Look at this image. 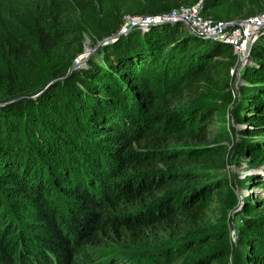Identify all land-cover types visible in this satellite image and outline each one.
<instances>
[{
	"label": "trees",
	"instance_id": "1",
	"mask_svg": "<svg viewBox=\"0 0 264 264\" xmlns=\"http://www.w3.org/2000/svg\"><path fill=\"white\" fill-rule=\"evenodd\" d=\"M92 7L93 0H0V264H90L88 243L128 232L142 243L149 231L158 244L127 264H264V34L252 46L241 95L223 91L212 103L202 91L214 96L228 84L232 45L181 21L142 22L138 10L77 64L79 51L52 64ZM175 100L187 102L171 111ZM230 104L243 125L235 134L250 165L246 183L259 199L228 203L227 180L187 169L219 165L231 140L226 126L214 144L161 148L172 139L207 140ZM218 199L224 218L231 207L242 215L235 251L227 224L209 220Z\"/></svg>",
	"mask_w": 264,
	"mask_h": 264
},
{
	"label": "rangeland",
	"instance_id": "2",
	"mask_svg": "<svg viewBox=\"0 0 264 264\" xmlns=\"http://www.w3.org/2000/svg\"><path fill=\"white\" fill-rule=\"evenodd\" d=\"M215 1L216 0H214V2ZM180 7H197L199 10L198 16L202 18V20L223 22L227 25L228 31L239 28L242 21L250 20L255 16H264V0H222L218 1L216 5L207 8L205 7V0H107V2L104 4H99L97 0H93L92 10L79 15L76 25L72 26L74 30L65 38L63 46L58 51H56L52 57H50L49 61H51L53 64L55 61L70 59L74 54L78 53V51V55L85 53L86 50L94 52V50H96V44L99 45L100 41L108 37L106 31L117 24L119 28L123 26V24H127V22L130 21V16L133 15L132 12L134 10H138L141 14L146 13L143 14L145 18L148 16L155 17L163 13L169 14L172 10L179 9ZM168 8L169 10H166ZM263 34L264 27L260 28L259 37ZM113 36L115 35L113 34ZM106 41L108 42L110 40ZM232 47L234 51V46ZM82 50L84 51L82 52ZM240 57L241 55L235 53L234 58H229L228 61L230 62L229 66L231 67V76L228 79L227 85L223 83L220 84V90L222 93L213 96L212 91H206L208 90L207 88L203 89L204 91H202L201 95L205 99L210 100L212 103H221L223 101L221 100V94H223V91L232 92L234 97H239L241 95L240 89L246 82L244 77H242L243 71L241 74H237L241 65ZM76 59H72L74 64H77ZM2 68L3 66L0 63V70ZM232 70H234V73H232ZM208 87L211 89L210 85H208ZM185 102L187 101L184 100L181 102L179 100H175L170 105V110L172 111L173 109H178ZM232 108L233 105L230 104L225 109L224 113L215 115L214 121L209 126L207 140H200L198 138L195 139L190 137L184 141L172 139L164 142L161 146L162 149L171 151L172 149L180 147L188 148L199 145L205 146L207 144H214L216 142V138L222 136L221 134L224 130V126H226L230 133L231 140L224 142L228 148L227 151L218 159V162H220L219 165L213 168L207 167V169L204 164L191 163L188 165L187 169L198 171L203 169V171H209L213 177L218 176L227 180L229 182L228 187H231L230 190L233 192L232 196L229 194L230 199L228 198V203L233 202L234 197L242 199L244 196H249L250 194L256 199H259L260 197L255 194V192L257 193L260 190L257 188L251 189L246 183L245 177L251 172L250 165L248 159L239 157V151L236 147L237 139L235 134L236 130L243 127V125L233 120L231 113ZM136 146L139 147L141 145ZM222 161L223 164L221 163ZM178 166L181 168V165ZM165 167L168 168L169 166L160 162L157 164V168L162 169ZM144 169L146 168L136 165L133 170L138 171ZM216 190L217 192H221L220 189ZM226 190L228 189L222 190L223 193L224 191L226 192ZM263 193L264 191H261V194L259 195L262 196ZM223 205L224 204H222L219 199L214 203L215 208L209 212V220L213 224H227L228 228L230 229L229 242L231 249L235 251L239 240L240 227L242 226V215L236 214L234 212V208L231 207L229 210L228 208L226 209L227 216L224 218L223 209L225 206ZM138 208L139 206L134 208L129 207L128 211H134ZM240 208L238 207V209ZM85 232L87 234L85 236L86 240H94L92 239L89 229H85ZM149 234L151 237L144 239L145 241L142 243H137L136 240L132 239L130 232H128V234L123 237H100V239H103L100 245L88 243L86 252H89L87 254L96 260L90 264H96L95 262H97V260H100L101 262H108L111 259H115L119 264H127L130 262V257H133V259L137 258V253L146 254L149 251L152 252L153 248H155L158 244L157 240L155 241L157 234L153 233V231H149ZM163 234L164 236L170 235L167 232Z\"/></svg>",
	"mask_w": 264,
	"mask_h": 264
},
{
	"label": "built area",
	"instance_id": "3",
	"mask_svg": "<svg viewBox=\"0 0 264 264\" xmlns=\"http://www.w3.org/2000/svg\"><path fill=\"white\" fill-rule=\"evenodd\" d=\"M198 13L199 10L197 7H180L179 9L172 10L169 14L163 13L155 17L148 16L145 18L142 17L141 19L142 22L146 23H150L151 21H181L200 29L208 35L214 36L212 34H217L218 38L234 46L235 53L241 55V65L237 74H241L242 71L244 72L246 67L252 63V46L254 41L259 37L260 28L264 27V16H255L250 20L242 21L239 28L228 31L225 23L215 22L213 20H202L198 16ZM78 59H76L77 63L79 62ZM232 73H234V70H232Z\"/></svg>",
	"mask_w": 264,
	"mask_h": 264
},
{
	"label": "water",
	"instance_id": "4",
	"mask_svg": "<svg viewBox=\"0 0 264 264\" xmlns=\"http://www.w3.org/2000/svg\"><path fill=\"white\" fill-rule=\"evenodd\" d=\"M212 35H214V36H217L218 37V35L217 34H212ZM115 36H110V37H107V38H105L104 40H102V41H100V44L102 43V42H105L106 40H110V39H113ZM80 56V54L78 55V56H76L75 57V59L77 58V57H79ZM75 61V60H74Z\"/></svg>",
	"mask_w": 264,
	"mask_h": 264
}]
</instances>
